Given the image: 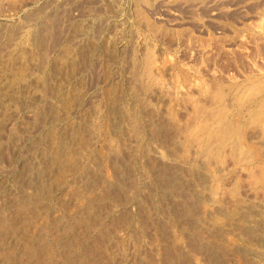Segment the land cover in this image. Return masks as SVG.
<instances>
[{"label":"rangeland","instance_id":"374dc122","mask_svg":"<svg viewBox=\"0 0 264 264\" xmlns=\"http://www.w3.org/2000/svg\"><path fill=\"white\" fill-rule=\"evenodd\" d=\"M149 46L153 54H157L154 57L156 62L153 74L158 78V86H154L148 95H141L144 107L155 112V116L148 122L153 125L166 121L167 115L174 109L178 125L181 123L180 126H183L190 119L191 101L202 95L197 91L199 80L205 79L209 85L237 88L249 77L264 75V0H0V206L9 217L15 212L13 202L17 194L21 191L28 195L35 193L36 188L27 186V168L31 173L29 175L35 177L38 184L52 172L57 176L62 174L59 168L50 167V164L58 148L65 144L63 139L69 131L72 135L74 132L75 136L79 135V141H87V145L75 148L79 156L82 154L79 159L81 165L91 167L88 170L92 174L99 173L100 184L94 188L91 175L81 174L79 178L69 168L63 171L66 184L57 186L53 200L48 201L52 206L50 218L64 214L57 203L64 199L67 201L71 188H88L86 197L74 200L69 207L68 211L74 213L77 208L85 205L87 199L102 196V191L114 184L118 173L106 144L110 138L111 142H121L126 155L136 149L137 144L130 133L129 124L120 113H126L140 101L129 91L135 83L132 68L134 60L142 57ZM180 71L189 72L190 85L185 86L187 83L180 81ZM202 99L208 101L207 98ZM111 109L115 113L108 121L105 135L108 138L90 135V126L96 125L101 115ZM77 127L80 134H76ZM95 150H103V161L94 154ZM150 150V156L162 159L163 151L159 147L152 144ZM231 170L228 167L227 174L232 179L236 173ZM239 174L244 176L242 170H239ZM21 177L25 178L24 182ZM224 180L221 187L229 186L230 179ZM245 185L241 189L245 199L242 194L240 197L246 200V205L255 202L256 208L254 193ZM147 192L144 190L143 194ZM9 194H12L11 197ZM141 195L125 208L106 205L108 209L102 213V219L112 222L123 209L132 216V231H138L139 203L144 196ZM221 195L216 197L213 207L221 204L227 207L231 204L229 197ZM99 205L104 207L105 203L101 200ZM26 207L28 212L30 208L33 210L34 204L27 203ZM261 207L257 220L264 222V206ZM164 213L160 219L165 223L167 218L170 222L175 218H171L169 210ZM37 217L34 222L36 226L42 219L40 215ZM175 219L174 227L168 228L169 235L182 238L185 223H182L180 217ZM229 222L232 226L228 227L230 232H227L231 235L227 233L217 239L211 238L209 234L206 236L205 252L215 254L214 259L219 261L225 258L219 245L224 248L234 241L245 246L239 242L242 239L237 240L235 234L234 228L240 223L238 217ZM124 230L115 232L116 242L138 233ZM152 234L153 231L147 229L145 235L140 237L143 244L141 250L145 249L139 254V258H143L140 259L142 262L145 261L146 251L159 260L163 256L161 248L167 239L164 242L165 239L160 240L156 235L157 243L153 245ZM114 242L110 239L106 244L117 257V263L133 264L132 259H129L133 246L129 245L127 249L130 254L126 261H122L123 257ZM263 242L264 237L255 244L251 243V247L246 245L243 248L247 252L246 259L252 264H264L261 256L264 252ZM181 243L180 257L184 259L185 254L190 253L187 241L182 240ZM232 255L227 257L228 261L225 258L226 264H244L234 261ZM180 257L177 258L178 262L181 261ZM190 258V264H204L203 256Z\"/></svg>","mask_w":264,"mask_h":264},{"label":"bare ground","instance_id":"6f19581e","mask_svg":"<svg viewBox=\"0 0 264 264\" xmlns=\"http://www.w3.org/2000/svg\"><path fill=\"white\" fill-rule=\"evenodd\" d=\"M151 49L150 46L147 47L145 52L143 51L142 57L134 60L132 68L135 83L129 91L135 94L140 101L137 100L138 105L129 108L126 113H120L129 124L130 133L137 144H135L136 149L134 148V152L130 151V154L126 155L123 152L121 142L112 141V143L111 138L108 144L105 142L109 151H107L108 154H112L110 158H112L114 169L118 173L114 184L107 186L102 191V196L97 197L96 195L87 199L83 207L77 209L74 207L76 209L74 213L68 211L69 207L74 200L86 197L88 188L86 190L85 188L79 190H72L71 188L67 201L64 199L63 202L57 203L64 214L50 218L52 206L49 205L48 201L53 200V192L57 186L66 184L63 171H67L69 168L79 178L82 177L81 174L91 175L94 178V180L92 179L94 188L100 184L99 173L92 174L93 172L88 170V166L86 168L81 165L79 159L82 154L79 156L78 149L75 148V146L87 145V141L85 143L79 141V135L77 137L75 132L72 135L69 131L66 138L63 139L65 144L62 148H58V152L50 164V167L59 168L62 174L58 172L61 175L57 176L52 172L42 182L44 185L42 183L40 185L35 177L29 175L31 173L27 168L25 175V178L27 176L26 180H28L27 186L36 188L35 193L28 195L21 191L20 194H17L13 202L15 212L10 217L2 211L0 206V264H118L117 257L111 253V248L106 244L107 240L113 239L116 242L115 232L117 230L125 229L124 231H126L129 229L128 231L133 233L137 230L132 231L134 227L132 216L123 209L119 212L118 218L112 222L103 220L102 213L108 209H106V205L125 208L126 205L135 202L140 193L144 196L139 203L138 233L134 236L131 235L132 237H126L127 239L121 242L119 240L116 242L119 254L123 257L122 261H126L128 254H130L127 248L132 245L133 252L131 251L132 254L129 256L131 258L129 259H132L133 264H190L191 256L205 257L204 264H226L225 258L231 253L235 257L234 261L252 264L246 259L247 252L245 253L244 247L246 245L251 247V243L255 244L264 237V222L257 220L261 206H264V75L249 77L237 88H234L236 86L209 85L205 79H201L198 82L197 91H200L202 95L191 101V107L189 106L191 109L190 119L185 121L183 126H180L181 123L178 125L177 113L174 109L169 112L167 120L165 118L166 121L153 124L157 122L154 121L151 125L148 120L155 116V112L153 109L145 108L141 100L142 94L147 93L148 95L154 86H158V78L153 74L156 62L154 57L157 54L154 55ZM180 72V81L187 83L185 86L190 85L189 72ZM202 98H207L208 101L204 102L205 100ZM190 99L189 97V101ZM114 113L115 111L111 109L102 114L99 122L96 125H91L88 129L90 135L107 139L108 137L105 135L109 127L108 121ZM184 113L186 114L187 111ZM189 114L187 115L189 116ZM186 119L188 118L186 117ZM78 129L77 127L76 134H80ZM121 133L123 132L121 131ZM152 144L163 151L161 160L149 155ZM101 151L103 152V150ZM93 152L101 161L105 159V154L99 150ZM228 167L232 168V173H236L232 175V179L227 174ZM239 170H242L244 178L240 176ZM25 178L21 180L24 182ZM224 179H230L229 186L221 187ZM244 184L249 186L254 193L256 208L255 202L246 205L243 191L241 193ZM144 190L148 192L143 194ZM221 194L229 197L228 200L231 204L227 207L222 206V204L213 207V203H216L217 200L216 197ZM241 194L244 199L240 197ZM101 200L105 203L104 207L99 205ZM27 203L29 205L34 204L33 210L30 208L31 210L26 212L27 207H29H26ZM70 209L72 210V208ZM168 210L171 218L180 217L182 223H185L182 238L178 235L177 238L173 237V234L172 237L169 235L170 229L168 228L174 227L175 218L171 222L167 218L165 221L168 225L160 219ZM39 215L42 218L41 223L36 226L34 225L35 218H38ZM235 217H238L240 222L234 228L237 240L242 239L239 242L245 246H240L234 241L224 248L219 245V249L225 253V258L221 261H219L220 259L216 260L214 259L215 254H212L213 256L210 254V256L206 253V236L209 234L214 239L223 237L224 234L228 233V227L232 226L229 221ZM147 229L154 233L151 236L153 245L157 243V239H155L157 237H160V240L165 239L164 242L167 239V243L161 248L163 256L160 260L146 251L144 253L145 261H140L142 257L139 258V254L142 250L145 251V249L141 250L143 244L140 237L145 235ZM182 240L187 241V248L190 253L187 252L184 259L180 257ZM208 246L210 247V245ZM261 256L264 261V252L261 253ZM178 257L181 258L180 262L177 260Z\"/></svg>","mask_w":264,"mask_h":264}]
</instances>
